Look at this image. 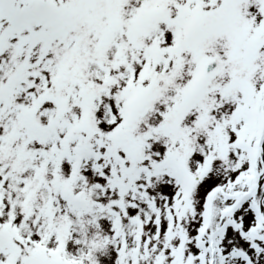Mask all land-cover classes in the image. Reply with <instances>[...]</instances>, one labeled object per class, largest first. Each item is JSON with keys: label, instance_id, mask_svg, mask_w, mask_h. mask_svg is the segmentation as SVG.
<instances>
[{"label": "snow or ice", "instance_id": "6c2138e0", "mask_svg": "<svg viewBox=\"0 0 264 264\" xmlns=\"http://www.w3.org/2000/svg\"><path fill=\"white\" fill-rule=\"evenodd\" d=\"M0 264H264V0H0Z\"/></svg>", "mask_w": 264, "mask_h": 264}]
</instances>
